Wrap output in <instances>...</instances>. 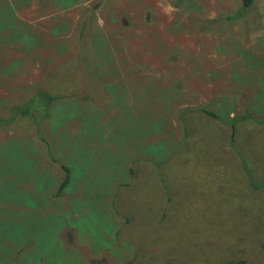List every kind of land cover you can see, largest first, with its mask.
<instances>
[{
	"label": "rangeland",
	"instance_id": "obj_1",
	"mask_svg": "<svg viewBox=\"0 0 264 264\" xmlns=\"http://www.w3.org/2000/svg\"><path fill=\"white\" fill-rule=\"evenodd\" d=\"M6 1L37 42L0 41V98L44 83L72 116L0 127L32 170L0 264H264V0Z\"/></svg>",
	"mask_w": 264,
	"mask_h": 264
},
{
	"label": "trees",
	"instance_id": "obj_2",
	"mask_svg": "<svg viewBox=\"0 0 264 264\" xmlns=\"http://www.w3.org/2000/svg\"><path fill=\"white\" fill-rule=\"evenodd\" d=\"M239 1L240 5L237 12H241L243 9H248L254 2V0ZM19 2L29 4L30 0H17V4H19ZM56 2L59 8L65 9L71 7L74 3V0H57ZM230 16L231 15H224L222 22L219 19H208L207 21L201 22V26L199 28L203 31H213L215 28L221 29L222 25L224 24V18L229 19ZM33 36L34 34L31 32L30 27L21 24V22L18 20V17L16 16L11 4H9V2L6 0H1L0 41L4 42L5 44L9 42H14L17 44L19 42L21 44L20 49H22L23 52H28L35 47V43L37 42V38ZM93 38H95L93 39V44L96 47L98 46L97 49H100L104 39L96 37ZM42 74L45 77V80L52 81L55 77H53V75H55V68L52 70L46 69L42 71ZM42 84L44 83H36L29 86L30 93L20 98L18 101L9 102L5 98H0V104H4L6 107V109L0 112V127H2L3 124L12 125L18 118H36L38 119V123H40L44 122L45 120L50 121L52 117H55V122H53L54 124L52 123L54 125L53 128L55 129L56 127L60 126L63 121L69 119L72 116L71 114L65 113V109L68 104L62 100L63 96L55 93L52 89H50L49 86L45 87V85ZM198 110L212 117H216L218 115L217 113L205 107H199ZM53 114H56V116ZM12 144L17 146V142L14 140L12 141ZM4 156H6V158ZM24 157L25 156L23 155V158ZM24 162L25 161L21 162V166L18 165L19 163L16 164L17 159L13 157L12 152H9L6 155V153L2 152L0 149V199H6L10 195L6 191L7 186H11L13 182L19 183V181L15 178L22 177L23 175L24 178L26 177V182H29L32 179V170L27 166L29 164H24ZM29 163H33V161L30 160ZM62 168L65 170V176L59 186V190H63L70 182V169L65 165H62ZM25 190L27 191L28 189ZM58 195L59 194L57 193V196Z\"/></svg>",
	"mask_w": 264,
	"mask_h": 264
}]
</instances>
